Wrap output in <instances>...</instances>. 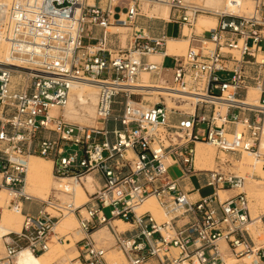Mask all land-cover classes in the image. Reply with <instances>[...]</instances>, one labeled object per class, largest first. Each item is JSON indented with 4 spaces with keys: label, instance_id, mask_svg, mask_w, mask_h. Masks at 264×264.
<instances>
[{
    "label": "built area",
    "instance_id": "2783aa9c",
    "mask_svg": "<svg viewBox=\"0 0 264 264\" xmlns=\"http://www.w3.org/2000/svg\"><path fill=\"white\" fill-rule=\"evenodd\" d=\"M227 1L240 13L197 0L0 1L9 56L0 63V194L22 215L20 230L0 237V264L23 250L46 253L69 212L81 237L68 264H108L93 237L100 229L123 264H264V214L251 218L246 178L232 171L243 154L264 170V0ZM143 4L166 5L167 21L143 14ZM201 16L215 26L196 34ZM154 21L176 26L187 40L182 55H165L168 37L164 27L154 35ZM155 55L161 60L150 61ZM80 83L96 87L95 126L63 116ZM145 85L159 92L136 87ZM197 143L215 150L214 169L195 168ZM29 156L49 160L55 178L90 176L94 191L74 209L27 196ZM204 189L211 193L201 196ZM33 201L37 213L23 214Z\"/></svg>",
    "mask_w": 264,
    "mask_h": 264
},
{
    "label": "bare ground",
    "instance_id": "6f19581e",
    "mask_svg": "<svg viewBox=\"0 0 264 264\" xmlns=\"http://www.w3.org/2000/svg\"><path fill=\"white\" fill-rule=\"evenodd\" d=\"M2 3L6 4L10 0H0ZM197 2H202L205 5H209L213 8L214 11L219 12L221 10H228V11H234L235 13H240L239 9H234L231 8L230 4L228 3L227 0H197ZM159 7H156L152 10H149L146 8L145 5L141 6L142 11L147 13V16L150 17H155L161 20L166 21L168 19V9L166 5H158ZM241 9L247 7L248 10L247 12L250 11L251 5L249 3H241ZM196 30L198 33L202 32L203 29H212L215 26V18L210 17V16H201L198 18L197 23H196ZM119 30V29H118ZM122 30V29H120ZM183 36H188V33H185V30H183ZM187 45V40L182 39L179 41H173V40H168L165 43V55L166 56H171V55H178V54H183L185 51ZM0 47H1V54L2 57L0 58V63H5L8 61L9 56H8V46L7 44L0 39ZM157 57H162L161 55H155ZM154 57V56H151ZM11 65V64H8ZM138 88H143L140 86H136ZM149 90H156L155 88L148 86ZM96 87L92 84L89 83H80L78 85H74L71 87L69 91V96L67 99V102L63 108V116L67 121H70L72 123L81 125V126H92V125H97L95 123V119L93 116H95V104H96ZM159 92V91H158ZM152 93V92H149ZM75 105L80 108V110L88 116V118L92 119V122L88 124L84 120H82L79 113V109L76 110ZM54 110H51L52 114H55L53 112ZM56 112V111H55ZM94 113V115H93ZM202 146H206L207 149L205 148L204 150H208L210 148L208 144L206 143H197L195 145V168L198 170H212L214 169V157L207 152H204L202 150ZM209 151V150H208ZM210 152V151H209ZM254 162V161H253ZM256 163V162H254ZM236 164L239 165L240 169L245 170V165L247 166L246 163H244V160H239L236 162ZM257 164V163H256ZM51 162L48 160L46 161L45 159L41 157H32L29 156L26 159V179H25V194L31 198H38L40 201L41 198H45L46 194L43 193L41 189H45L46 191L52 190L58 193L62 194H71L73 196V193L75 194H80L81 196L84 195V199L86 200V192L87 193H92V186L94 187L95 183L90 176H85L81 181H76L75 179L72 178H55V182L50 180L51 174L50 169H51ZM259 169V166L257 167ZM261 169V168H260ZM259 172L264 173V170H260ZM254 176H252L253 179ZM52 178V177H51ZM92 179V180H91ZM260 179V178H259ZM261 180V179H260ZM92 181V184H91ZM253 181H258L254 180ZM92 190V191H91ZM50 192V191H49ZM223 192H220L219 195L223 196ZM7 199V193L1 192L0 194V202L3 204V202ZM47 199V198H46ZM79 200V199H78ZM153 200V199H152ZM151 199L147 202V206L150 208V211L152 212L153 216L157 220H161L163 218L162 214L158 210H154L155 202L153 203ZM261 205L262 208H264V196L260 197ZM85 202V201H84ZM77 203V206L75 207L73 204V209L74 208H79L83 205V203ZM6 210L2 211V216L0 220V237L6 233L9 232H16V226L11 221L10 218H6ZM13 212V211H12ZM14 213L15 218L19 221L21 219V215L19 213ZM261 214H264V212H258L256 216V211L255 210H250V215L252 219H258ZM74 218V215L72 212H69L63 219L59 221V223L56 225V230L58 228H62L64 223H67L66 219ZM17 224V223H16ZM116 224L122 225L120 222H116ZM104 229H100L96 233H94L93 237L96 241H106L108 240V237L103 234ZM77 235L79 233L77 232ZM70 247L72 246L69 245ZM50 252L47 251L46 253L34 257L30 255L26 250H23L19 253V255L14 259L13 263L17 261L18 264H34L35 261L38 259L40 260V264H46V256ZM105 258L108 261V264H123V259L120 255L119 252H114V250H109L105 252ZM6 264V263H3ZM39 264V263H38Z\"/></svg>",
    "mask_w": 264,
    "mask_h": 264
},
{
    "label": "rangeland",
    "instance_id": "374dc122",
    "mask_svg": "<svg viewBox=\"0 0 264 264\" xmlns=\"http://www.w3.org/2000/svg\"><path fill=\"white\" fill-rule=\"evenodd\" d=\"M143 5H145V4H143ZM145 6L149 10H152V9H154L156 7H159L158 5H154V6L145 5ZM143 14H144V12H143ZM145 15L147 16V13H145ZM148 17H150V16H148ZM152 23H154V25H156V26H162L164 24V22H162V21H154ZM165 25L167 27H169L167 29V33H166L167 37H168V40H169V37L170 38L174 37L173 39H170V40H173V41L182 40V39H179L177 37L178 32H177L176 26H172V25L170 26L168 24H164V26ZM195 28H196V26L194 27L193 32H195L196 34H200L201 32L198 33V31ZM183 30H185V33H189L186 29H183ZM109 31H113V30H109ZM119 31L121 33H123V34L125 32L124 30H120V29H119ZM166 41H167V39H166ZM186 48H187V45H186ZM186 48H185V50H186ZM1 57H2V54H1V47H0V58ZM165 66L166 67H170L171 63L169 61H167ZM143 82L148 83V76L147 75L143 76ZM145 101L153 104V103H155L157 101V99H156V97L154 95H151V96L148 95V96H145ZM75 108H76V110H78V109L80 110V108L77 107V105H75ZM185 108H187V107H185ZM53 110H54L53 112L55 113L56 109H53ZM79 113L81 114L80 115L81 117H79V118H81L82 120L85 119L84 121L87 122L88 124H90V122H92V119L88 118V116L86 114H84L81 110L79 111ZM93 115H94V113H93ZM93 117L95 119V116H93ZM92 126H94V125H92ZM201 148H202V150L204 152L210 153L215 158L216 152L211 146L208 147V148H210V149H208L210 152L208 150H204L205 148L207 149L206 146H202ZM32 157H38V156H32ZM45 160L48 161L47 159H45ZM239 160H241V161L244 160V163L247 164V166L245 165L246 169L245 170L240 169L239 165L235 163L234 164L235 167L233 168L232 171H234L238 175L243 176V177L246 178V190H247L248 198H249V201H250L249 202V208H250V210H255L256 211V216H257L258 212H261V211L264 212V208H262V205H261L262 201L260 200V197L264 196V173L259 172L260 167H259V169L257 168L259 165L254 163L253 159L250 156H248L246 154H243L241 157H239L237 159L236 162H238ZM50 166H51L50 173H52V164ZM168 175L171 178H175L178 175H180V169L177 166H173L171 169L168 170ZM53 176L51 174L52 178L50 177V180L52 182L53 181L55 182V179H54ZM252 176H254L253 177L254 180H258V181H253ZM191 182H192L194 188L197 189L198 185L196 184V179H192ZM91 184H92V181H91ZM41 190L43 191V193L46 194L45 198H41V200L42 199L46 200V198H49V197L53 196V197L59 199L62 203H65V204H73L74 205V200H75V203H82V202L85 201L84 195L81 196L80 194H78V195L75 194V197H73L71 194H68V195L67 194H62V193H58V192H55V191H52V190L46 191L44 188L41 189ZM93 191H94V189H93ZM210 193H211L210 189H204V190L199 192V194L201 196L208 195ZM34 199H38V198L35 197ZM153 203H154V201H153ZM2 206L4 208V205H2ZM74 206L76 207L77 204H75ZM4 209H3V211H4ZM153 209L155 210V206H154ZM5 210H6L5 212H7L6 213V218H10L11 221H13V223L16 226V232H18L20 230V227H21L22 218L18 221L15 218L14 213L12 211H10L8 209H5ZM105 214L107 215V212H105ZM67 220H69V221H67ZM66 221H67V223H64L62 228H59V230L55 229L56 233L59 235V237H57V239H60V240L62 239L63 242L62 243H58L57 239L56 240L53 239V243L50 244V247H49V250H48L50 253L46 256V264H68L69 261H71L76 256L74 251L73 252L69 251V247H70L69 245L72 244V242L71 243L68 242V241H71L70 238H69V235L73 234V239L74 240H78L81 236L77 235V233H76L77 232V223H76L75 219L71 217L70 219H66ZM117 225H118L119 229H121V230L125 228V226H123V225H120V224H117ZM102 232H103V234L105 236L108 237V240L102 241V242L97 241V243L103 244L104 247H106L109 250H114V252H118L116 249H114L112 247V240H111L110 236L108 235L107 231L104 229ZM0 247H1V243H0ZM40 260H38L35 263H39L40 264Z\"/></svg>",
    "mask_w": 264,
    "mask_h": 264
},
{
    "label": "crops",
    "instance_id": "0c3cea01",
    "mask_svg": "<svg viewBox=\"0 0 264 264\" xmlns=\"http://www.w3.org/2000/svg\"><path fill=\"white\" fill-rule=\"evenodd\" d=\"M168 25H172V26H175V25H173V24H168ZM162 27H164V30L166 31V33H167V29L169 28V27H167L166 25L164 26V25H162V26H156V25H154V23H152V28H153V33H154V35H158L159 33H160V31H161V29H162ZM174 37H172V38H170L169 37V39H173ZM168 39V38H167ZM166 48V47H165ZM178 55H181V54H178ZM159 60H161V58L160 57H157V56H154V57H150V61H159ZM168 60H164V62H167ZM140 87H143L144 89L142 90L143 92H146V93H149V92H158L157 90H149V89H147L148 88V85H145V86H140ZM91 178V177H90ZM95 186H96V184L94 185V187L92 186V190L93 189H95ZM90 193V192H89ZM85 194H87V192L85 193ZM73 197H75V193H73ZM39 200V199H38ZM75 204H77V203H75V200H74V205ZM22 209H23V214H29V215H35L36 213H37V211H38V204L36 203V202H24L23 203V205H22ZM1 216H2V214H1ZM22 216V215H21ZM74 219H75V221L77 220V215L76 214H74ZM77 222V221H76ZM58 230H59V228H58ZM55 233H56V231H55ZM77 233V232H76ZM57 237H59V235L56 233V235H54V237L52 238V241H51V244L53 243V239H55V238H57ZM69 238H70V240L71 241H68V242H72V246L71 247H69V251L70 252H75V254H76V256L72 259V260H74L76 257H77V240H74L73 239V234H71V235H69ZM66 242V241H65ZM69 244V243H68ZM38 261V259L35 261V262H37ZM70 262V261H69ZM14 264H18L17 263V261L16 262H14ZM34 264H38V263H34Z\"/></svg>",
    "mask_w": 264,
    "mask_h": 264
}]
</instances>
